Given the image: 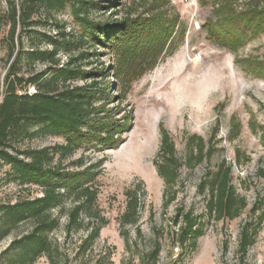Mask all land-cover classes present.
<instances>
[{
    "label": "rangeland",
    "instance_id": "1",
    "mask_svg": "<svg viewBox=\"0 0 264 264\" xmlns=\"http://www.w3.org/2000/svg\"><path fill=\"white\" fill-rule=\"evenodd\" d=\"M7 1L0 0V13L6 11ZM85 1L95 4L89 6L87 12L92 20L112 26L128 19L151 20L161 9L168 18L174 17L180 22L185 37L177 36L172 43L173 53L163 57L157 67L130 86L117 81V56L111 48L89 43L70 55L64 50L58 53L61 66L74 59L71 68L90 73H78L67 84L94 93L93 109L97 119L117 127L112 132L111 143L89 144L86 150L76 151L63 162L70 171L96 165L92 181L97 191L94 209L107 219V224L84 251L81 242L88 232L82 229L69 235L63 215L59 230L49 234L58 248L54 253L58 264H151V253L156 249H159L156 264H240L236 250L238 235L245 224L258 229L248 264H264V211H253L258 200L264 197V176L261 174L264 171V142L260 135V128L264 126V79L247 72L242 63L248 58L264 59V34L233 53L212 42L202 29L213 9L202 6L198 0ZM238 5L243 8L244 0ZM36 20L40 23L34 28L39 38L24 35L26 49L31 43L50 49L42 36L44 33L57 38L64 32L71 38L80 32L71 5L51 13L41 9ZM6 30L2 29L1 38ZM7 51L8 44L1 42L0 95L8 68ZM82 54L85 56L81 57ZM104 68H107L104 73L98 75ZM33 69L39 73L45 65L37 63ZM21 71L29 75L26 66ZM35 92L36 89L30 87L29 93ZM163 131L172 138L182 158L191 154L188 145L193 137L203 138L207 145L212 140L214 151L209 161L183 166L181 184L175 188L177 199L168 207H165V182L155 166ZM64 143L61 137L45 135L16 144L26 150ZM80 160L84 161L83 167H80ZM223 161L233 167L236 194L244 197L248 204V209L232 221L210 216L206 209L209 188L201 191L207 175L217 173ZM8 169V166L0 167V208L42 196L40 187H22L10 180L6 173ZM134 194L139 198L141 219L137 226H127V232L123 234L119 219L130 195ZM73 204L72 200L66 199L65 210ZM178 209L182 210L180 219L187 212L202 218L201 236L192 250L183 249L179 244L181 225L174 221ZM1 216L0 211L2 225ZM30 229L31 225L19 223L0 241V264H11L15 253H4L13 240L20 239ZM36 264L51 263L48 258L41 257Z\"/></svg>",
    "mask_w": 264,
    "mask_h": 264
},
{
    "label": "trees",
    "instance_id": "2",
    "mask_svg": "<svg viewBox=\"0 0 264 264\" xmlns=\"http://www.w3.org/2000/svg\"><path fill=\"white\" fill-rule=\"evenodd\" d=\"M240 1L198 0L202 6L213 9L202 29L212 42L233 53L264 34V0H244L241 9L238 5ZM7 4L6 11L0 13V43L8 44V68L3 82L4 90L0 95V167L8 166V178L22 187H40L42 196L0 208L3 214L0 241L11 234L19 223L29 224L31 231L13 240L4 255L15 253L11 264H36L41 257L48 258L51 264H58L54 254L58 248L49 234L59 230L63 215L66 216L65 228L69 235L82 229L88 232L81 242L84 251L107 224V219L101 217L98 209H94L97 191L92 181L96 165L70 171L63 166V162L73 157L76 151L82 148L86 150L89 144L103 146L111 143L114 139L112 132L117 129L109 121L95 116L94 93L67 84L78 73H90L71 68L74 59L61 66L58 53L64 50L70 55L89 43L111 48L117 56V81L123 86H130L144 73L157 67L163 57L173 53V41L177 36L184 38L185 30L176 18H168L161 9L151 20L139 22L128 19L112 26L89 17L88 7L95 5L90 1L8 0ZM68 5H71L80 32L71 38L64 32L57 38L44 33L42 36L51 46L50 49L41 48L36 43H31L26 49L24 35L29 34L31 39L39 38L34 28L40 24L36 20L40 10L51 13L64 10ZM3 28L7 30L1 38ZM176 28L178 31H175ZM32 33L36 35L33 37ZM84 56L82 54L81 57ZM37 63L45 65V69L39 73L33 69ZM242 63L247 72L264 79V59L248 58ZM23 66L29 71L28 76L22 73ZM50 73H53L52 76L47 78ZM30 87H34L36 92L29 93ZM45 135L61 137L65 143L45 149L21 150L17 147L19 141ZM260 135L264 142V126L260 128ZM211 142L207 145L203 138L193 137L188 145L191 154L182 158L172 138L167 132H162L155 166L159 177L165 182V207L177 199L175 188L181 184L183 166L201 164L213 156ZM83 162L79 161L80 167H83ZM261 174L264 176V171ZM232 176L233 167L223 161L218 172L208 174L201 186V191L209 188L210 199L206 209L217 220H235L248 209L246 199L236 194ZM130 198L119 219L123 234L127 232V226L135 227L141 219L139 198L135 194ZM66 199L74 203L69 210H65ZM253 208L254 212L264 211V197ZM181 211L178 209L174 220L176 225H181L179 244L183 249L192 250L201 236L202 218L195 216L194 212H187L180 219ZM257 232L258 229L252 224L242 227L236 250L240 264H248L251 249L257 242ZM158 252L159 249H156L151 253V264L157 263Z\"/></svg>",
    "mask_w": 264,
    "mask_h": 264
}]
</instances>
